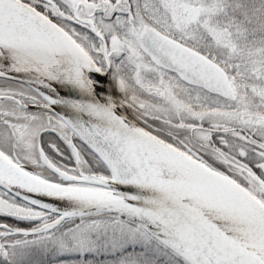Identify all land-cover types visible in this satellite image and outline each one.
Here are the masks:
<instances>
[{"label": "snow or ice", "instance_id": "snow-or-ice-1", "mask_svg": "<svg viewBox=\"0 0 264 264\" xmlns=\"http://www.w3.org/2000/svg\"><path fill=\"white\" fill-rule=\"evenodd\" d=\"M0 264H264V0H0Z\"/></svg>", "mask_w": 264, "mask_h": 264}]
</instances>
